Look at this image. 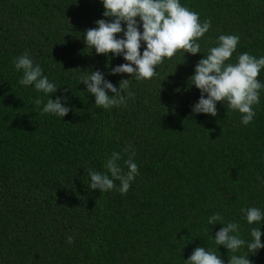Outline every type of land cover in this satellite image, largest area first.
Here are the masks:
<instances>
[{
  "label": "trees",
  "instance_id": "1",
  "mask_svg": "<svg viewBox=\"0 0 264 264\" xmlns=\"http://www.w3.org/2000/svg\"><path fill=\"white\" fill-rule=\"evenodd\" d=\"M179 3L211 20L201 53L180 49L155 66L159 75L136 81L108 75L128 63L122 56L84 43L96 20L111 19L102 0H0V264H185L196 247L216 248L223 225L207 223L216 213L238 223L245 240L259 227L264 243V220L249 225L241 212H264V90L245 126L223 101L215 117L192 113L200 91L188 82L220 35L240 37L229 62L264 56V0ZM25 51L59 87L49 97L64 98L66 116L42 115L32 102L47 97L18 83L12 60ZM97 69L117 87L130 78L134 97L96 107L80 77ZM257 79L264 84V69ZM128 145L139 166L128 192L88 189L85 169L106 172L113 152L128 158ZM232 254L217 246L224 264ZM248 258L264 264V249Z\"/></svg>",
  "mask_w": 264,
  "mask_h": 264
},
{
  "label": "clouds",
  "instance_id": "2",
  "mask_svg": "<svg viewBox=\"0 0 264 264\" xmlns=\"http://www.w3.org/2000/svg\"><path fill=\"white\" fill-rule=\"evenodd\" d=\"M102 3V16L111 19L96 20V27L87 29L83 37L85 45L94 48L97 54L107 56L111 53L113 57L122 56L128 62L112 67L108 75L125 73L136 81L150 80L154 75H159L155 66L161 64L163 58L173 57L178 50H184L181 53L183 56L185 52L191 55L201 53L199 38L204 37L211 28L210 19L200 21L199 13L182 6L179 0H102ZM120 33L123 35L118 37ZM141 42L144 44L142 53ZM239 42L238 34L220 35L216 46L210 47L208 54L197 62L193 75L188 78V82L200 91L198 101L192 105V113L215 117L216 104L223 101L228 109L241 114L242 125L253 121L255 106L260 103V92L264 90V84L257 79L264 69V56L257 58L243 52L237 55L235 63L229 62ZM12 64L15 71L22 73L18 81L21 86H32L47 97L46 102L42 98L32 102L42 115L62 118L69 113L70 108L65 106L64 98L49 97L59 87L43 74L41 66L33 62L27 51L15 57ZM80 83L95 97L96 107L106 110L126 105L127 100L135 95L130 91V78L121 79L117 87L105 79V73L98 69L86 71L81 75ZM123 152L128 154L127 159L120 152L111 154L104 164L106 172L85 169L90 178L88 189H99L101 193L117 190L121 195L128 192L131 183L139 175V166L134 161V148L125 146ZM121 160L127 171L118 163ZM116 181H119V185ZM241 212L242 219L249 225H260L264 220V212L257 207L242 208ZM207 223L223 225L212 237L216 248L196 247L185 264H224L217 255V246H223L233 253L227 264H252L249 255H256L260 249H264L259 227L250 228L249 241L241 237L238 223L225 222L219 213L208 217ZM68 242L72 243L73 238L68 237ZM244 247L248 252L237 254Z\"/></svg>",
  "mask_w": 264,
  "mask_h": 264
}]
</instances>
